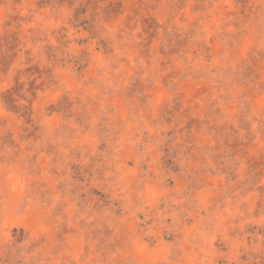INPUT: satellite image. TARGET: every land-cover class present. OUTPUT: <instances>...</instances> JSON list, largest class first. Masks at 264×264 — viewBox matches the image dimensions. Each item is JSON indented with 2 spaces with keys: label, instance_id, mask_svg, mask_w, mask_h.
Here are the masks:
<instances>
[{
  "label": "rangeland",
  "instance_id": "1",
  "mask_svg": "<svg viewBox=\"0 0 264 264\" xmlns=\"http://www.w3.org/2000/svg\"><path fill=\"white\" fill-rule=\"evenodd\" d=\"M0 264H264V0H0Z\"/></svg>",
  "mask_w": 264,
  "mask_h": 264
},
{
  "label": "trees",
  "instance_id": "2",
  "mask_svg": "<svg viewBox=\"0 0 264 264\" xmlns=\"http://www.w3.org/2000/svg\"><path fill=\"white\" fill-rule=\"evenodd\" d=\"M7 96H8V98H10L11 97V94H7Z\"/></svg>",
  "mask_w": 264,
  "mask_h": 264
}]
</instances>
